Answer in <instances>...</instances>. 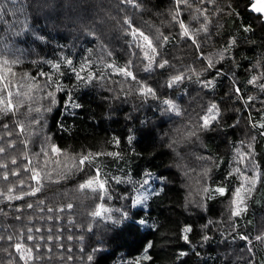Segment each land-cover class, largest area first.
I'll list each match as a JSON object with an SVG mask.
<instances>
[{
  "label": "trees",
  "instance_id": "1",
  "mask_svg": "<svg viewBox=\"0 0 264 264\" xmlns=\"http://www.w3.org/2000/svg\"><path fill=\"white\" fill-rule=\"evenodd\" d=\"M134 2L140 7L126 0H0V101L12 92L16 105L22 89L27 102L42 97L36 111L41 119L29 144L17 128L18 119L29 123L27 102L0 120L8 125L0 126L5 148L0 166L11 158L29 162L43 184L34 196L27 192L9 200L6 186L15 181L0 175V264H25L13 247L17 238L28 247L38 241L33 253L41 258L30 264H264L262 16L249 11L250 0H188L191 7H177L176 0ZM177 13L199 48L182 34L173 19ZM204 26L207 31H197ZM131 28L154 43L160 34L167 36L157 60L167 59L169 66L145 72L147 62L132 44ZM66 58L77 69L89 62L81 76L131 60L137 79L156 95L141 96L135 81L114 73L86 83L62 64L59 75L51 65ZM41 72L51 74L62 90L45 85ZM177 74L192 78L169 87ZM205 80L212 86L204 87ZM48 93H54V104ZM211 104L219 108L218 119L201 128ZM53 146L74 157L92 154L87 167L100 170L115 196L109 220L80 218L77 195L85 178L72 177L73 168L59 161ZM28 151L40 152L34 157L44 156L46 163L28 161L23 157ZM197 159L210 166L204 208L193 210L182 168ZM25 173L15 179L27 181ZM143 184L150 195L134 205L131 194ZM18 185L26 190L24 182ZM221 187L223 194L216 191ZM237 191H244L239 215L234 214ZM26 234L35 239L25 240Z\"/></svg>",
  "mask_w": 264,
  "mask_h": 264
},
{
  "label": "snow or ice",
  "instance_id": "2",
  "mask_svg": "<svg viewBox=\"0 0 264 264\" xmlns=\"http://www.w3.org/2000/svg\"><path fill=\"white\" fill-rule=\"evenodd\" d=\"M126 2L128 4L133 5L134 7H140L139 3H135L134 0H126ZM181 4H184L186 7H191V5L189 4L188 0H176V6L179 7ZM250 5L253 11L257 12V13H262L264 14V0H250ZM199 11V10H198ZM179 13H177L176 15L173 16V19L177 21V23H179V26L182 30V34L185 37L191 38L192 42L194 44H196L195 38L192 35V33H190L189 28L187 25L184 24V22L182 20L178 19ZM126 23H128L129 25L131 24V21H126ZM207 31V27L204 26L202 29H197V31ZM130 35L132 37V44L141 50L142 54H143V60H145L147 63L145 64L144 67V71L145 72H151L154 70V68H165L167 66H169V61L167 59H163L161 58L160 60H157V56H160L161 53L158 51V48L163 44V43H167L168 42V37L164 36L163 34H160L158 37H156V40L158 41V43H154L153 38H151L148 35H145L144 32L139 31L136 28H131L130 30ZM234 43V42H233ZM196 47L199 48V44H196ZM109 55H111L109 53ZM131 55L135 56L137 55V53H131ZM88 63L87 61L80 63L79 69L76 68V66L74 65L73 61L71 59H65L63 60L61 63H53L51 66L53 69L56 70V73H58L59 75H63L64 73L61 71V67L62 64H66L70 67V70L73 71L76 75V78L82 82H86V83H91L94 79H96L97 77H99L100 80H104L106 79L110 74H117L122 76L125 81L131 79L132 81H135L136 83V90L139 92V94L141 96H153L155 97L156 93L155 90L153 88H151L150 86H148L146 83L141 82L140 80L137 79V76L134 74L133 70H132V61L129 60L127 63L120 65L118 64L116 61H113L111 63H106L103 64L101 66V68L99 70H97L96 72H93L91 70H89L88 72L85 73L84 76H81V73L85 71V68L88 67ZM5 65H7V62L5 61ZM214 66V62L209 59L208 60V64H207V68H212ZM190 72L194 73L195 69H190ZM41 77H45V85L49 86V87H55L57 90H62L63 86L60 85L58 83V81L56 79H53V76L49 73H44L41 72L40 73ZM191 75H182V74H177L175 76H172L170 81L168 82V86L172 87L175 84H179L181 82H183L185 79H191ZM0 79H3L2 76H0ZM196 79L199 82V73H196ZM48 81H52V83L49 85ZM9 85L5 84V87H8ZM212 86V81L209 80H205L204 81V87H210ZM37 90H40L39 88H37ZM236 91H239V89H236ZM17 96L20 97L18 104L14 105L12 103L13 100V93L9 92L7 95V98L3 101H0V120H2L3 117L8 116L10 113L11 114H15V112L18 110V105L19 103H26L27 100L25 99L28 96V93L25 92L23 89L16 94ZM48 95L50 97H52L51 99V103H55V98H54V93H48ZM165 104L169 105V107L172 110H177V106L172 102V101H164ZM75 107H80V105H75ZM49 111L51 110L50 108L48 109ZM219 116V108L216 104H211L208 109H207V114L203 115L201 117V120L203 121V123L200 125L201 128H209L211 126L212 121L217 120ZM4 128H7L8 125L7 124H2L0 125ZM255 126V125H253ZM261 128H264V124L260 125ZM24 129L23 127H21V133H23ZM0 139H2V137H0ZM116 144H119V140L115 141ZM52 151L54 152H59L60 149L53 146ZM5 148L0 147V153L4 152ZM96 156H99L100 153H96ZM108 156H119V153H107ZM92 156L91 153L89 154H85L83 155L80 159H79V165H83L85 164V162H87L88 164H92V159H89V157ZM13 164L16 163V160L12 161ZM94 166V165H93ZM0 167H5L7 168V165H2ZM78 170H82L79 169ZM27 171L31 172V179L36 181L37 186L35 188L32 189V191L28 192L27 195H31L34 196L37 192L40 191V176L39 173H37L35 171V169L33 168H29L27 169ZM18 175V174H17ZM5 179H7V176H5ZM106 180L101 179V173L100 170L97 169L95 174L89 178L84 184H81L80 187L83 188H92L93 191H107L106 189ZM252 183H255V180L252 181ZM97 185V187L93 188V185ZM31 187V185L29 186ZM11 189H9V192L11 193ZM216 191H218L219 193L223 194L224 193V188L221 187L219 189H217ZM0 195H3L2 193H0ZM237 196H239V191H237ZM23 199V197L20 196H15L13 197L12 195L8 196V199ZM139 202V201H137ZM42 203V202H41ZM28 208H32L33 205L32 204H27ZM68 208H71L72 205L69 204L67 205ZM49 212L53 211L52 209H48ZM60 211H63V209H60ZM240 209H237L234 214L235 215H239L240 214ZM106 212V209H103V206H101V209L94 212L93 215L94 216H101L103 213ZM32 230L28 229V232L30 233ZM39 231V230H38ZM51 231V230H49ZM190 231V229H185V232ZM25 240H34L35 238L32 235H25ZM244 239H246V237H242ZM261 239H264V237H260ZM2 239V238H0ZM7 239H12L11 236L7 237ZM41 239H43V237H41ZM48 239H51V236L48 237ZM185 239H187V237L185 236ZM13 247L15 248L16 252L19 253V259L24 260L25 264H30L31 261L40 259V254H35L33 253V249L38 247V241L33 243V245L31 247H28L26 244H22L19 241V238H17L16 242L14 243ZM89 259H91V257H89Z\"/></svg>",
  "mask_w": 264,
  "mask_h": 264
},
{
  "label": "rangeland",
  "instance_id": "3",
  "mask_svg": "<svg viewBox=\"0 0 264 264\" xmlns=\"http://www.w3.org/2000/svg\"><path fill=\"white\" fill-rule=\"evenodd\" d=\"M18 84L20 83H16L15 85H18ZM30 95H34V93H31ZM38 99H39L38 102H36L37 100H34V101L31 100L30 102H27L28 107L25 109L26 110L25 114L29 119V123L26 122L28 126L25 125V123H23L25 121L21 119H18V121H21V122L17 123V126H18L17 128L19 129L20 133H21V127H23L24 131L21 134L22 136L26 137V141L28 144L32 138L31 135L34 133L33 127L36 125V123H39L41 119L40 116L37 115L36 111H38L39 113V111L42 109V105L38 104L42 100V97H39ZM23 105L24 103L19 104L18 110L16 112H19L21 110V107L23 108ZM26 127H28L27 130H25ZM186 132L190 133V131L188 130H186ZM12 143L13 142L11 140L9 143V146H11ZM49 145H48V148H49ZM40 148L43 151L44 145H41ZM37 153L40 154V152H37ZM37 153H30V151H28L25 154V156L23 155V157H26L28 161L30 159V161L34 160L40 163H46V157L44 156H39L37 158L34 157V155H38ZM57 155H61V159H59V161L65 162L67 164V168L74 169V170L73 169L71 170L72 177H75L77 174L82 173V176L85 178V180H83L81 184H84L89 178H91L95 174V172H92L89 170V167H87L86 162L83 165H79L78 162L82 156L74 157V156H70L67 154H61L59 152H57ZM13 160H15V158H11L8 160L7 163L3 164V165H7V168L3 167V169H6V170H2L0 175L3 177L7 176L8 178H11L12 180L15 181V183L11 182L12 185L6 186L8 189L13 190L10 193V195L14 197V196H21L27 192L32 191V189L35 188L37 184L35 180L31 179V175H32L31 172L26 170L29 168H33V169L35 168L32 165H30L29 162L27 164L25 163L13 164L12 163ZM28 165H29V168L27 167ZM209 166H210V163H208L207 161L200 163L198 160L196 162L194 161V163L192 164H187L185 165L184 168H182V171L185 176V181H186L185 186L187 187V194H188L187 205L189 209L200 210L204 208L205 194L207 192ZM78 168L82 170H78ZM25 171H27V177H28L26 179L27 181H25V179L17 181V179H15L16 174H18L19 176H23ZM21 182H24L26 184L25 186H23L26 188V190L22 189L20 187L21 185H18V183H21ZM30 185L31 187H29ZM42 185L43 184L40 181L39 186H42ZM95 187H97V185L94 184L93 188ZM105 187L107 189V186ZM134 188H135V192L131 194V199L133 200V204L136 205V204L145 203L146 198L150 195V190H149L150 186L145 187L143 184V186H140L138 188L136 186ZM78 189H79V192H78L77 197L82 202V205L80 204L81 210H82L81 212L82 215H80L81 219H87L90 221H94V219L109 220V218H111L110 210L111 208H114L111 203L115 197L111 195L112 193L111 191H109L108 189L106 192L105 191H93L92 188L82 189L81 187H78ZM243 193L244 191L240 192L239 196H237L236 202L234 203L235 204L234 211H236L237 209H241L244 206ZM101 206H103V209H106V212L103 213L101 216H94L93 213L100 210ZM246 254H247L246 256H248V253Z\"/></svg>",
  "mask_w": 264,
  "mask_h": 264
},
{
  "label": "water",
  "instance_id": "4",
  "mask_svg": "<svg viewBox=\"0 0 264 264\" xmlns=\"http://www.w3.org/2000/svg\"><path fill=\"white\" fill-rule=\"evenodd\" d=\"M248 9H249L250 12H252V13H254V14H256V15H261V16H262V19H263V21H264V14H262V13H257V12H255V11H253L252 8H251V5H249Z\"/></svg>",
  "mask_w": 264,
  "mask_h": 264
}]
</instances>
